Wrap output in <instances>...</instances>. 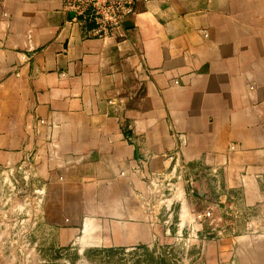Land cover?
I'll return each mask as SVG.
<instances>
[{
  "label": "crops",
  "instance_id": "crops-1",
  "mask_svg": "<svg viewBox=\"0 0 264 264\" xmlns=\"http://www.w3.org/2000/svg\"><path fill=\"white\" fill-rule=\"evenodd\" d=\"M130 23L102 40L61 0H0V195L33 196L60 247L152 246L156 183L181 229L183 198L227 231L264 209V0H149ZM259 237L214 247L264 264Z\"/></svg>",
  "mask_w": 264,
  "mask_h": 264
},
{
  "label": "rangeland",
  "instance_id": "rangeland-1",
  "mask_svg": "<svg viewBox=\"0 0 264 264\" xmlns=\"http://www.w3.org/2000/svg\"><path fill=\"white\" fill-rule=\"evenodd\" d=\"M153 189L156 224L159 225L155 242L152 246L141 244L132 248L60 247L57 232L46 230L39 222L40 217L35 216L39 208L33 196L22 195L20 207L17 195H0V264H239L238 256L234 259L231 255V260L219 256L215 243L242 236L251 237L255 243L264 235L261 229L264 228V209L237 205L232 208L231 229L227 231L226 226H216L215 220L220 216L215 215L211 201L205 198L192 201L183 198L184 207L192 209L194 206L196 216L191 218L194 226L190 230L181 229L178 214L182 200H170L172 196L168 195L177 191L176 187L156 183ZM203 191L204 194L196 195H211L210 187L204 186ZM205 200L208 204H204ZM216 203L224 206L228 202L219 199ZM208 211L210 218H198ZM169 214L172 216L168 217ZM241 250L239 247L238 251Z\"/></svg>",
  "mask_w": 264,
  "mask_h": 264
},
{
  "label": "built area",
  "instance_id": "built-area-1",
  "mask_svg": "<svg viewBox=\"0 0 264 264\" xmlns=\"http://www.w3.org/2000/svg\"><path fill=\"white\" fill-rule=\"evenodd\" d=\"M65 11L74 19L90 23L92 36L97 39L113 38L136 14V6L149 0H61ZM6 187L16 190L15 185L5 181ZM211 213L203 212L199 219H207Z\"/></svg>",
  "mask_w": 264,
  "mask_h": 264
},
{
  "label": "water",
  "instance_id": "water-1",
  "mask_svg": "<svg viewBox=\"0 0 264 264\" xmlns=\"http://www.w3.org/2000/svg\"><path fill=\"white\" fill-rule=\"evenodd\" d=\"M125 27H126V28L131 27V23H130V21H128V22L125 24Z\"/></svg>",
  "mask_w": 264,
  "mask_h": 264
}]
</instances>
